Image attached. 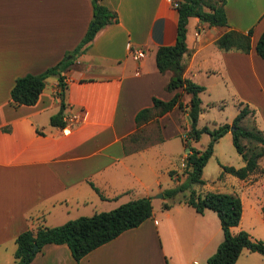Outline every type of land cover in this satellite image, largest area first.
Listing matches in <instances>:
<instances>
[{
	"label": "crops",
	"instance_id": "1",
	"mask_svg": "<svg viewBox=\"0 0 264 264\" xmlns=\"http://www.w3.org/2000/svg\"><path fill=\"white\" fill-rule=\"evenodd\" d=\"M102 3L117 14L118 21L99 30L63 72V99L52 76L35 104L15 105L10 90L16 78L41 73L72 51L86 33L93 9L91 0H0V264H14L15 238L26 229L57 226L76 216L152 197L175 186L177 177L183 178L177 159L183 169L186 113L174 107L140 128L135 122L139 110L152 106L153 97L167 101L175 93L165 88L172 72H160L155 56L160 46L175 43L177 8L168 0ZM224 8L228 26H209L197 17H189L187 23L183 75L204 87L197 126L230 123L241 104L254 111L242 124L253 121L264 133V59L255 52L264 31V0H225ZM230 29L251 31L248 53L216 45ZM135 50H143L145 56L135 60ZM189 98L182 94L185 109ZM62 102L66 124L53 126L50 117ZM226 106L234 111L218 118ZM146 125L158 129L149 143L140 133ZM204 135L208 143V134L200 140ZM229 136L232 142L228 132L214 144L203 168L205 184L196 186L205 191L194 190L238 195L242 213L232 233L245 230L264 240V224L259 220L264 206V155L258 159L259 170L247 178L228 173L219 178L220 164H245L239 154L237 159L228 158L220 149L223 157L217 155L222 139ZM176 141L181 148H176ZM212 158L218 159L220 172L208 179L204 171ZM171 172L179 174L171 176ZM184 194L166 198L156 209L152 206L151 216L139 226L79 261L66 244L49 243L29 264H206L223 239L220 221L213 210L198 213L183 203ZM165 202L170 204L167 209ZM235 264H264V256L244 249Z\"/></svg>",
	"mask_w": 264,
	"mask_h": 264
},
{
	"label": "trees",
	"instance_id": "2",
	"mask_svg": "<svg viewBox=\"0 0 264 264\" xmlns=\"http://www.w3.org/2000/svg\"><path fill=\"white\" fill-rule=\"evenodd\" d=\"M102 1L91 0L92 19L83 38L72 51L67 52L58 63L41 73L26 74L16 78L10 90V97L15 105L35 104L46 85L47 78L51 76L57 78L60 87L57 94L63 99V72L71 67L76 55L86 50L99 30L118 21L117 14L109 10ZM224 6L225 0H182L179 3L176 7L178 20L175 43L170 46H160L155 56L156 66L160 72L167 70L172 72L165 88L175 93L167 101L153 97L152 106L139 110L135 116L137 128L174 107H179L188 117L189 125L183 135L184 147L188 149L182 170L183 178L177 177V184L162 192L164 198L173 199L184 194L193 185L205 184L202 177L203 168L213 154L214 144L228 132L231 133L233 146L245 164L241 167L220 164L222 171L219 178L225 173L239 179L247 178L259 170L258 159L264 155V133L253 121L248 126L242 124L244 119L254 114V111L246 105L240 104L238 114L230 123L225 122L215 128L206 125L198 127L197 122L202 111L199 94L204 87L183 75L185 65L182 57L187 51L186 33L189 17H197L209 26H228ZM216 45L223 50L235 49L248 53L251 49V31L242 33L232 29L227 30L216 40ZM255 52L264 59V31L255 44ZM178 89L181 91H177ZM183 93L190 96L187 109L182 102ZM63 108L62 102L60 110L50 117L51 125L65 126ZM203 134L209 135V142L204 149L199 150L192 143L198 142ZM170 175L173 176V172ZM93 188L99 192L96 187ZM181 201L193 207L198 213H203L205 209L213 210L219 218L223 239L216 251L207 259L206 264H235L244 249L264 256V240L252 238L245 230L235 234L231 231L241 219L242 203L238 195L220 192L200 194L192 189L189 194L183 195ZM169 207V203H163V208ZM261 211L264 219V206ZM151 214V197L147 196L129 200L108 211L97 212L91 216H80L61 225L53 227L41 225L36 229H26L15 238L14 264H29L42 247L49 243L66 244L73 258L79 261L90 251L114 239L123 231L139 226ZM34 245L37 246L36 249Z\"/></svg>",
	"mask_w": 264,
	"mask_h": 264
},
{
	"label": "rangeland",
	"instance_id": "3",
	"mask_svg": "<svg viewBox=\"0 0 264 264\" xmlns=\"http://www.w3.org/2000/svg\"><path fill=\"white\" fill-rule=\"evenodd\" d=\"M224 109H225V112L223 113V115H219L218 118H221L222 117L221 119H225L231 112L234 111V108L232 106H226ZM222 121H224V120H222ZM157 132H158V129H157V126L156 125H146L142 129V131L140 133L143 136V139H144L145 143H149V142L153 141L156 138ZM206 138H207L206 135H204L199 142H197V143L193 142L194 145H193V143H192V145L194 147L196 146L198 149H203V147H206V145H207L206 144L207 143V139ZM175 143H176V145H175L176 148H181L180 144L177 143V141ZM220 144H221L222 148L221 147L220 148L219 147L217 148V155H221V157H223V155L221 153V152H223L224 154H226V156L228 158H231L232 157L234 159H237V157H235V156H238L237 155L238 153H237L235 147L232 145L230 136L222 139V141H221ZM220 149H221V152H220ZM183 152L188 153V149H185L184 148L183 149ZM177 163H178V168H177L178 171H181L182 172L183 169L180 167L179 157L177 159ZM219 172H220V170H219L218 159L217 158H212L209 161V163L207 164L206 168H205L204 175H205V177H207L208 179H210V178L217 177L218 174H219ZM178 174L179 173H175L174 172L173 173V176H177ZM167 176H168V174H167ZM216 184H220V182H217ZM222 184L223 183H221V185ZM209 185H213V183L209 182ZM194 187L197 188V189H199L201 192L205 191V188L204 187L198 188L196 185H193L189 190H187L185 192V195L189 194L190 191L192 189H194ZM197 192L200 193L199 191H197ZM151 200H152V206L156 209V208L159 207V205H160V203L162 201L166 200V198H164L163 193H158V194H155L154 196H152L151 197ZM83 216H91V215H83ZM253 216H255V214ZM256 216H258V214H256ZM78 217H80V216H76L75 218H72V219H76ZM72 219H70V220H72ZM259 220H261V222L264 224V221H262L263 220L262 219V216H259Z\"/></svg>",
	"mask_w": 264,
	"mask_h": 264
},
{
	"label": "built area",
	"instance_id": "4",
	"mask_svg": "<svg viewBox=\"0 0 264 264\" xmlns=\"http://www.w3.org/2000/svg\"><path fill=\"white\" fill-rule=\"evenodd\" d=\"M168 1L171 2L174 7H177L179 5V3H180L178 1H173V0H168ZM144 56H145V52L143 50H135L133 52V58L135 60H138V59H140V58H142ZM64 121L66 122L65 118H64Z\"/></svg>",
	"mask_w": 264,
	"mask_h": 264
},
{
	"label": "water",
	"instance_id": "5",
	"mask_svg": "<svg viewBox=\"0 0 264 264\" xmlns=\"http://www.w3.org/2000/svg\"><path fill=\"white\" fill-rule=\"evenodd\" d=\"M67 57L69 58V57H70V55H69V56H67ZM187 120H188V117H187ZM161 196H162V195H161ZM36 247H37V246H36V245H34V249H36Z\"/></svg>",
	"mask_w": 264,
	"mask_h": 264
}]
</instances>
